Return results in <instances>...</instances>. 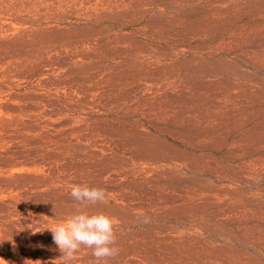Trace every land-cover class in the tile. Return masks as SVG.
<instances>
[{"label":"rangeland","instance_id":"rangeland-1","mask_svg":"<svg viewBox=\"0 0 264 264\" xmlns=\"http://www.w3.org/2000/svg\"><path fill=\"white\" fill-rule=\"evenodd\" d=\"M73 185V264H264V0H0V264H63Z\"/></svg>","mask_w":264,"mask_h":264},{"label":"clouds","instance_id":"clouds-1","mask_svg":"<svg viewBox=\"0 0 264 264\" xmlns=\"http://www.w3.org/2000/svg\"><path fill=\"white\" fill-rule=\"evenodd\" d=\"M70 197L80 206L76 214L33 233L44 230L52 233L53 242L61 253L59 259L63 264H73L82 247L90 249L91 255L97 261L117 257L119 248L116 246L114 219L103 212L89 214L83 211L84 208L97 204L108 205L105 190L87 185H73ZM148 222L149 218L145 216L144 223Z\"/></svg>","mask_w":264,"mask_h":264}]
</instances>
